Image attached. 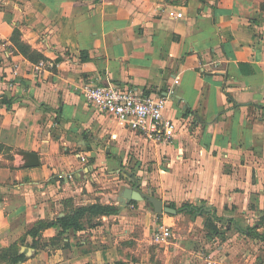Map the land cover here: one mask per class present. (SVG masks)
I'll return each mask as SVG.
<instances>
[{"label": "crops", "instance_id": "1", "mask_svg": "<svg viewBox=\"0 0 264 264\" xmlns=\"http://www.w3.org/2000/svg\"><path fill=\"white\" fill-rule=\"evenodd\" d=\"M108 82L166 96L170 142L121 128L86 101L84 86ZM23 152L39 165L25 167ZM142 173L165 204L207 213L122 206L121 179L143 189ZM96 202L119 211L54 243L57 228H46L27 246L36 222ZM211 215L231 238L207 236ZM158 223L168 240L151 239ZM194 224L213 250L195 248ZM251 226L264 233V0H0V264L13 245L32 249L20 264H264Z\"/></svg>", "mask_w": 264, "mask_h": 264}, {"label": "built area", "instance_id": "2", "mask_svg": "<svg viewBox=\"0 0 264 264\" xmlns=\"http://www.w3.org/2000/svg\"><path fill=\"white\" fill-rule=\"evenodd\" d=\"M168 16L181 18L182 13L170 10ZM46 66L47 62L41 61L35 71ZM174 82L177 83L178 80L175 79ZM173 92L169 90L168 94ZM82 93L90 105L114 120L121 128L138 133L156 143H168L173 137L174 122L163 115L166 96L141 94L132 88L120 87L111 82L99 86L86 85ZM171 236V228L163 224L156 226L151 233V239L155 242L166 241Z\"/></svg>", "mask_w": 264, "mask_h": 264}, {"label": "trees", "instance_id": "3", "mask_svg": "<svg viewBox=\"0 0 264 264\" xmlns=\"http://www.w3.org/2000/svg\"><path fill=\"white\" fill-rule=\"evenodd\" d=\"M17 48L23 55L27 56L32 61L43 59L41 55H37L36 51L32 50L24 43H17ZM168 205L177 209L173 203H169ZM178 210L179 212L190 213L193 216H195L198 212L202 214L207 213L206 209L204 210L202 207L197 208L195 206L186 204L181 205ZM118 211L119 207L109 204H101L98 202L85 206L71 207L69 210L64 212L63 216L57 217L52 221L36 222L30 229L26 231V235L32 238V241L26 244L29 247L37 248L38 245L36 244L39 240V237L41 236V230L50 227H55L58 231L56 237L51 240V243H54V241H57V239H59L60 236H62L67 230L73 229L76 231L81 229L83 228L85 222L88 224V226L93 227L94 225L98 224L94 222L96 218L117 214ZM216 219L218 220V217L214 215L205 217L203 225L207 230V236L211 237L213 234H219L222 238H224V231H221L215 224ZM247 234L264 242V233L257 232L254 226L248 227ZM22 243H25L24 240ZM57 246L63 248L65 247V244H57ZM2 257L3 259L7 260V264H20L26 258L24 253H18V247L16 245L11 246L9 250L3 253Z\"/></svg>", "mask_w": 264, "mask_h": 264}, {"label": "water", "instance_id": "4", "mask_svg": "<svg viewBox=\"0 0 264 264\" xmlns=\"http://www.w3.org/2000/svg\"><path fill=\"white\" fill-rule=\"evenodd\" d=\"M22 154H24L27 159L25 167H34L39 165V157L36 153L23 152ZM133 182L135 185L123 187L120 193L119 202L122 206H126L131 202H146L147 205L151 206L153 212L156 215H176L179 212L178 209L165 204L159 197H157L154 191H143L140 188V182L138 178L134 177ZM60 216H62V214H60ZM24 250L25 247H22L21 252H24ZM31 252L32 249L27 248L25 254L29 255Z\"/></svg>", "mask_w": 264, "mask_h": 264}, {"label": "rangeland", "instance_id": "5", "mask_svg": "<svg viewBox=\"0 0 264 264\" xmlns=\"http://www.w3.org/2000/svg\"><path fill=\"white\" fill-rule=\"evenodd\" d=\"M129 138L130 137H127L126 138V140L128 141L129 140ZM127 151H128V155H130V156H132V159H131V163H132V161H135V159H137V157H136V155H135V150H134V146L132 147H130V148H127ZM151 163H153V162H150L149 163V165H148V168L151 166L150 164ZM148 164V161H147V163H145L144 165H142V166H144V168L146 167V165ZM133 166H134V164H133ZM135 167V166H134ZM126 171L127 172H132L133 171V167H131V164H129V166L127 165L126 166ZM143 174V173H142ZM140 175H141V173H140ZM122 177V176H121ZM122 178H124V177H122ZM143 178H147V175H144L143 174V176H141V179H143ZM122 180V183L120 184V186H122V184H123V186H125L124 185V183H126V185L128 186V183H130V181H128V183L126 182V181H124V179H121ZM155 189V186L152 184V181H151V179L148 177L147 178V182H146V184H145V186L143 187V191H152V190H154ZM140 203V204H139ZM138 204L139 205H143V206H141L142 208H145L144 206H146L147 207V204H146V202H138ZM138 204L136 205V208H139V206H138ZM166 215H168V214H166ZM192 217L191 216H188V215H186V220H188V219H191ZM161 223H158L156 226H159ZM201 226H203V224L201 223ZM220 226H221V228H220V230L221 231H224V233H223V237L225 238H231V236H230V234H231V229H230V231H228V229H227V227H228V224H227V226H226V223H224V222H221L220 223ZM155 227V226H154ZM194 228V233H193V235H192V237H195L196 238V241L197 242H195V248H197L198 250H200V249H203L202 250V252H206V251H208L209 249L211 250L212 248H209V247H207L206 248V244H205V240L206 239H204L203 238V229L202 228H200L198 225H196V224H194V226H193ZM174 231V230H173ZM180 230H178V232H179ZM175 233H177V231H174V234ZM233 233V232H232ZM256 241H257V244L259 243V241H258V239H256ZM264 246V245H263ZM264 248V247H263ZM213 250V249H212Z\"/></svg>", "mask_w": 264, "mask_h": 264}, {"label": "flooded vegetation", "instance_id": "6", "mask_svg": "<svg viewBox=\"0 0 264 264\" xmlns=\"http://www.w3.org/2000/svg\"><path fill=\"white\" fill-rule=\"evenodd\" d=\"M135 185V184H132V186Z\"/></svg>", "mask_w": 264, "mask_h": 264}]
</instances>
